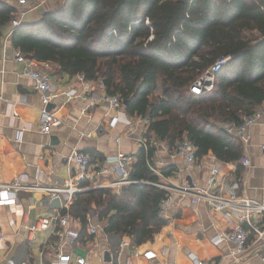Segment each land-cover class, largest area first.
Here are the masks:
<instances>
[{
  "label": "trees",
  "instance_id": "obj_1",
  "mask_svg": "<svg viewBox=\"0 0 264 264\" xmlns=\"http://www.w3.org/2000/svg\"><path fill=\"white\" fill-rule=\"evenodd\" d=\"M18 7L0 0V45ZM10 39L55 73L101 78L129 116L150 120L143 135L149 150H140L132 168L136 182L120 192L101 188L74 196L68 211L83 225L79 238L91 216L133 248L152 241L167 224L161 203L168 195L149 165L154 141L174 149L187 139L197 159L212 151L223 162H237L242 142L219 123L264 106V0H65L36 21H22ZM225 56L230 59L214 89L193 94V83ZM90 157L92 164L102 159L96 151ZM173 172L161 170L166 178Z\"/></svg>",
  "mask_w": 264,
  "mask_h": 264
},
{
  "label": "crops",
  "instance_id": "obj_2",
  "mask_svg": "<svg viewBox=\"0 0 264 264\" xmlns=\"http://www.w3.org/2000/svg\"><path fill=\"white\" fill-rule=\"evenodd\" d=\"M65 0L35 1L28 6L18 7L21 22L38 20L45 12L60 9ZM11 36L0 45V184L20 183L41 187L60 185L76 179L77 166L69 163L74 151L90 155L96 151L102 159L92 164L97 181L107 184L117 179L114 171L119 154L137 155L141 147L137 139L143 137L150 125L146 118L129 116L123 105L110 111L101 103L92 105L93 97L87 96L84 85L68 73H55L51 66L46 68L21 54L11 42ZM31 63L36 69L47 71L53 80V92L60 94L52 100L48 109L62 120L51 134L39 131L43 104L36 91L35 81L24 74ZM77 91L76 98L61 95ZM99 90L96 94H103ZM117 114L118 121H111ZM249 139L242 142V155L237 162H223L210 151L196 159L188 168L181 158H173V150L166 142H155L156 153L153 166L160 172L173 167L170 177L158 175L163 183L173 186L198 187L211 193L226 191L228 181L241 179L239 195L264 205V118L249 129ZM247 156L250 166L242 164ZM214 168L221 174L214 184L209 183ZM162 175V174H161ZM83 181L81 187L90 185ZM64 201L52 200L42 190L20 191L18 201L0 206V264H52L58 251L72 253L85 258L86 264H264V237L258 242L254 233L250 236L247 251L237 254L236 246L225 237L237 225L250 228L244 214L226 209L216 211L209 204H194L189 197L175 195L166 213L162 215L167 224L152 241L135 248L131 240L120 235L106 234L105 222L89 216L86 236H78L83 230L80 220L70 218L66 227L54 231L53 226L45 230H32L41 218H54L63 210ZM252 224L264 230V215L251 218ZM92 225L97 232L90 233ZM70 230L76 236L75 244L66 243L65 233ZM222 237L220 242H214ZM129 245L121 248V243ZM111 255L112 261L106 259ZM76 264V263H73Z\"/></svg>",
  "mask_w": 264,
  "mask_h": 264
},
{
  "label": "built area",
  "instance_id": "obj_3",
  "mask_svg": "<svg viewBox=\"0 0 264 264\" xmlns=\"http://www.w3.org/2000/svg\"><path fill=\"white\" fill-rule=\"evenodd\" d=\"M21 7L30 5L35 1L44 3L45 0H14ZM21 23L19 18L13 20L9 32L6 36L8 39L16 27ZM229 57L225 56L218 59L211 68L205 71L192 85L191 91L195 95H204L211 92L216 83V78L218 73L229 61ZM18 61H23V55L19 54L17 56ZM44 67H50L48 62L43 63ZM24 74L35 81L36 91L41 95L43 110L42 116L39 122V131L43 134H51L52 130L62 123V120L56 116V114L48 109V106L52 103V100L59 96L60 94L54 93L53 80L51 75L42 69H36L31 63H28ZM77 79L81 81L84 85L85 92L87 96L93 97L92 105L96 103H101L109 108L110 111L117 112L122 106L121 100L116 95H111L107 92L105 82L100 78L97 80H88L84 75H77ZM99 90H103V94H96ZM68 98H76L78 96L77 91L73 90L71 92H63ZM264 118V106L256 110L250 115H245L240 121L237 120H226L219 123V127L226 131L228 134L239 138L241 142L245 143L249 139V129L256 124L260 119ZM119 116L117 114L111 116V121H118ZM149 124L150 120L146 119ZM138 145L141 149L146 152L149 150V144L146 138L140 137L137 139ZM196 152L197 149L189 140L185 139L182 142L177 143L173 150V158H181L186 162L188 168L193 167L196 162ZM137 155L133 154H119L115 161L114 171L117 174V179L111 182L100 183L97 181L99 173L95 175L92 170V158L87 153H83L74 150L68 159L69 163H75L77 166L76 179H72L70 182L62 183L60 185H53L48 187H41L36 185L35 187H30L22 185L18 182L12 184H0V206L12 205L18 201V195L20 191L39 189L44 191L52 200H62L64 201L63 210H67L72 203L74 196L78 193L87 192L90 190L101 189V188H111L116 192H120L124 187L129 186L136 181L131 178L133 164L136 160ZM150 161L148 160V163ZM242 164L245 167L250 166V160L247 156L242 158ZM150 168L158 175L162 176L160 172L153 166V163H149ZM221 174L219 168H214L212 171V176L209 179L210 184H214L216 181V176ZM83 181L91 182L90 185L86 187H81L80 183ZM242 180L235 179L234 181H228L226 191L223 193H211L207 190L198 187H188V186H173L172 184L163 183L160 187L167 190L168 195L161 203V214L166 213L167 207L175 195H180L181 197H189L194 204L204 202L209 204L216 211H225L226 209L231 211H237L244 214V221L250 224V228H246L243 225H237L234 229L225 237L229 241L233 242L236 246L237 254H244L247 251L248 241L252 233L257 237V241L260 242L264 237V230L255 227L252 224L251 218L255 215H264V205L256 203L250 199L243 198L239 195V190L241 189ZM70 214L68 212L58 213L53 218H41L39 219L32 230H45L53 226L54 231L59 227H66L70 220ZM97 232V227L92 225L90 228V233L94 234ZM66 243L70 245L75 244L76 236L72 231L68 230L65 233ZM222 237H216L213 239L214 242H220ZM125 245H129L127 241L121 243V248ZM56 261L52 264H86L85 258L76 257L73 261L72 253L58 251L56 255ZM262 261L264 262V255L262 256Z\"/></svg>",
  "mask_w": 264,
  "mask_h": 264
},
{
  "label": "water",
  "instance_id": "obj_4",
  "mask_svg": "<svg viewBox=\"0 0 264 264\" xmlns=\"http://www.w3.org/2000/svg\"><path fill=\"white\" fill-rule=\"evenodd\" d=\"M126 104H127V102L124 103V105H126ZM94 224L97 225V224H98V221H95ZM106 259H107L108 261H112V257H111V255L107 254Z\"/></svg>",
  "mask_w": 264,
  "mask_h": 264
},
{
  "label": "rangeland",
  "instance_id": "obj_5",
  "mask_svg": "<svg viewBox=\"0 0 264 264\" xmlns=\"http://www.w3.org/2000/svg\"><path fill=\"white\" fill-rule=\"evenodd\" d=\"M19 13H20V10H19ZM20 20H21V17H20V15H19V17H18Z\"/></svg>",
  "mask_w": 264,
  "mask_h": 264
}]
</instances>
